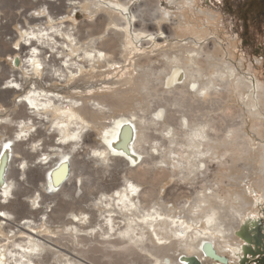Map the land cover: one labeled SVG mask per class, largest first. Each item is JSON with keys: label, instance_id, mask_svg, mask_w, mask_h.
I'll list each match as a JSON object with an SVG mask.
<instances>
[{"label": "bare ground", "instance_id": "obj_1", "mask_svg": "<svg viewBox=\"0 0 264 264\" xmlns=\"http://www.w3.org/2000/svg\"><path fill=\"white\" fill-rule=\"evenodd\" d=\"M129 1L110 0L112 10L119 14L112 19L114 27L91 38L88 43L80 41L78 27L72 23L64 25L66 20L59 22L57 17L51 15L49 4H63V7H72L76 11L83 4H87L89 10L90 6L105 2L103 0H47L48 5L43 9L46 14L38 11L33 19L45 22L48 26L32 28L29 32L23 30V35L28 36L27 45L23 44V47L31 50L27 51L21 67L33 80L28 86L26 76L17 71L19 74H11L15 76L12 80L9 74L8 80L4 77L6 81L2 85L8 91L28 88V93H25L22 101L25 108L23 119L15 121L12 117L0 114L1 134L5 136V128L11 124L15 134L0 139V153L1 150L5 152L2 153L0 164L7 163L5 174L2 178L0 176V199H4L2 202L0 200V210L3 209V215H0V264H54L49 262V253H59L58 264H96L90 256H96L97 253L109 258L110 264H118L128 258L144 263L147 256L142 252L145 251L154 256L159 264L163 260L168 264H185L182 256L191 255H196L202 262L205 258L212 261L202 250L205 241L211 242L220 255L241 257L244 245L239 235L245 233L246 225L256 224L252 216L254 212H248V204L253 201H248L243 192L222 190L223 179L216 177L214 183L206 185L191 205H179L176 215L174 209H168L164 203L155 202L150 210L146 206V198L154 191L139 190L138 187L149 181L159 184L163 178L176 173L181 175L180 179L189 177L194 181L199 174L206 179L211 174L213 164L217 168L232 169L239 166L240 161H246L245 158L255 149L251 146L253 139L249 136L250 132L244 130L247 120L245 114L251 118L249 130L252 134L261 138L263 133L264 114L260 106L264 94L262 83L252 75L239 74L237 66L216 56L214 43L200 42L199 46H194L199 41L190 38V41L178 45L174 56L165 53L167 61L163 68L164 77L156 73L151 78V66L136 63L138 73L131 76L127 72L125 79L113 81L122 87L109 93L63 95L47 87L51 82L48 83L46 79L61 80L69 89H75L80 87L79 81L84 80L89 69L99 71L102 66L108 65L104 72L112 73L121 67L127 68L122 66L125 60L114 59L119 34L131 38V30L134 29L138 33L135 42L148 43L154 40L155 35L149 31L151 24L147 23L143 10L142 13L131 10ZM167 1L177 5V23L179 15H183L179 9L193 12L197 6L196 0ZM143 2L151 10L150 16L164 15L171 19L169 10L160 11L159 0ZM200 11L205 12L203 9ZM206 13L209 14L208 11ZM46 18L49 21H43ZM194 33L198 35L199 32L195 29ZM45 46L53 49L47 59L42 54ZM19 62L16 63L18 67ZM35 75L39 78L35 79ZM89 83L92 85L93 81ZM231 86L240 104L244 106L243 109L227 103L233 91ZM133 90L157 98L153 111L156 116L148 114L151 107L149 104H146L142 112L128 111L120 114L117 122L108 123L104 127L105 144L101 147L92 144L89 134L91 125H101L102 117L106 118L117 108L126 107L131 102L128 93ZM135 101L138 102L137 99ZM173 103H177L179 109L169 108L167 104ZM176 111L180 115H176ZM151 124L160 126L170 135L171 142L175 143L174 148H169V160H166L165 148L162 152L160 161L166 165L142 166L145 160L139 149L138 137L140 132L146 135L143 128ZM119 140H122L121 144H118ZM25 141L32 145L29 146L31 152H40V155L32 161L21 157L16 165L17 144L21 145ZM87 146L91 150H87ZM164 146L165 141H160L155 148L161 151ZM259 146L262 149L259 158L263 166L254 180V186L264 191V143ZM81 149L86 151L84 160L105 161L107 167L111 165L109 161L117 159L115 156L127 159L128 163L135 166L128 169L127 173L135 179L128 175L122 188L109 194L102 193L92 203L80 206L78 213L72 214L67 226L72 233L69 240L74 244L70 251L66 244L58 243V239H65L64 234L51 232L50 217L55 206L52 208V205H46L40 192L33 201L34 207L29 211L33 213L41 209L42 214L37 219L28 217L15 222V216L8 207L11 205L14 208L21 202L11 200L9 195H12L15 186H19L21 176L15 179L11 171L16 169L24 177L32 167L44 169L42 185L46 191L49 194H61L60 204L64 208H75V203H80L84 192L78 193L77 197H70L68 192L75 187L72 186L71 174L79 164L75 156L80 154ZM144 149L150 153L145 146ZM246 164L252 166L249 161ZM50 170L51 176L46 178ZM77 189L79 192L82 190L80 186L75 187ZM46 191L44 195H47ZM262 198L264 193L259 197ZM1 225L4 228L11 226L12 229L4 231ZM41 226L49 234L38 230ZM88 234L93 235V240L86 241L85 236ZM97 234L104 237L99 240ZM153 234L157 236L156 239ZM172 235L176 238L172 239ZM171 249H177L176 257L170 253Z\"/></svg>", "mask_w": 264, "mask_h": 264}, {"label": "rangeland", "instance_id": "obj_2", "mask_svg": "<svg viewBox=\"0 0 264 264\" xmlns=\"http://www.w3.org/2000/svg\"><path fill=\"white\" fill-rule=\"evenodd\" d=\"M46 1L47 0H0V114H5L9 118L12 117V120L15 121L23 119L25 114V108L22 101L25 98V93H28V88H22L18 91H8V89L2 88V85L5 83L4 80L6 81V78L7 80L9 79V77H7L8 74L10 76L11 74L15 73L19 74L17 71H21L23 75L26 76L28 86L31 85L33 78L32 76L25 74L22 70H20L21 66H19V68L18 64H15L14 60L17 58V56H20V53L14 52L12 50L13 48L11 50L8 48L15 47L21 40V38L18 37L20 33L18 27L19 23L25 24L28 22L29 26H34L37 24L38 20H26L28 18L26 15H32V13L34 14V12L37 13L38 11L44 13L43 4ZM103 1L105 2H102L100 5L90 6L91 9L89 10L87 4H83L81 7L76 8V11H74L72 7H63V4H49V13L58 19L59 17L63 16V20H66L64 21V25L72 23L78 27L79 33H81L80 41L82 43H88L91 41V38L98 37L108 28L114 27L112 19L115 15H119L117 11L112 10L110 6V0ZM227 1L232 5L240 0ZM241 2H243V0H241ZM159 3L160 11L163 12L164 10H169L171 19H168L164 15L160 17L150 16L151 10L145 5L143 0L129 1L131 10H134L137 13H140L141 10H143L142 12L144 13H141L144 15L147 23L151 24V26H149V31L153 32L155 38L148 43H142L141 41L135 42L138 33L136 34L134 29L131 30L130 34L132 39L121 37L120 34L117 36V51L114 55V59L117 61L125 60L122 63V66H126L127 68L121 67L118 69V71H113L112 73L104 72V69L108 68V65L102 66L99 71L97 69H95V71L93 69H89L86 71L84 80L79 81L80 87L75 89H69L67 85H65V82L61 80L52 81L46 79L47 82L49 81L48 83L51 82V84L47 87H49L51 90L59 91V93L63 95H71L72 93L74 95L109 93L115 88L122 87L120 83H115L113 81L125 79V77L128 76V73H131V76H135L138 73L139 68L136 67V63L142 65L148 64L151 66V71L154 72V74L150 72L151 78L155 77L156 73H159L162 77H164L165 71L163 68L165 66V62L167 61L166 55L171 57L174 56L177 53L178 45L190 41V38H194L199 41L198 43H194V46H199L200 42H208L209 44L214 43L216 47V56L219 58H225L227 61L237 66L239 69V74L252 75L255 80H258L264 85V21H257L254 19L255 16H253V18L250 16L247 22V27L244 29L242 22L238 19V13L233 10V12L228 11L227 3L224 0H196L197 6L194 7L193 12H189L185 9L178 10L179 13L182 12L183 15H179V22L177 23V5L169 4L167 0H159ZM200 9L205 10V12L200 11ZM206 11H208L209 14H207ZM74 12H76V16L73 15ZM211 17H213V19ZM45 20L49 21V18H46L43 21ZM58 21L60 22L62 20L59 19ZM44 25L48 26V24ZM195 29L199 32L198 35L194 33ZM137 32H139V34L143 33L140 31ZM46 48L44 50L45 54L51 53V50H53L49 47ZM184 53L186 52L184 51ZM17 59L19 62V58ZM6 68H8L7 71L9 70V72L5 70ZM38 78L39 77L35 75V79ZM90 81H93L92 85H90ZM231 88L233 91L231 92L227 103L236 105L240 107V109H243L244 106L240 104V100L236 95L234 87L231 86ZM128 95L131 98V102L126 107L115 109L113 113L107 115L108 118L102 117L103 123L101 125H91L89 134L92 144L98 147H101L105 144L106 140L104 139V127L108 123L117 122L118 118L121 116L120 114H125L128 111L142 112V109H144L146 104H149L151 107L149 108L148 114L153 117L156 116V114L153 112L154 106L156 104L155 101L157 100L155 96H150L149 94L147 96L143 95L139 90L130 91ZM136 99L138 102L135 101ZM167 105L169 108L174 110L179 109L177 103ZM260 106L261 111L264 114V94L262 95ZM199 113L200 112H198V114ZM176 115H180V113L176 111ZM245 118L247 120L244 130L248 133L250 132L249 136L253 139L251 146L255 149V151H252L245 158L246 161H240L239 166L232 169H224L217 168L216 165L213 164L211 165V174L206 179H203L200 174L199 177L194 178V181L189 177L180 179L181 175L179 174L178 176L176 173L172 176L163 178L159 184L155 183V185L149 181L142 183L138 188L139 190L142 189L151 190L152 192L154 191L146 198V206L150 210L153 203H164L167 205L168 209H174L177 215V210L180 209L179 205H183L185 207L191 205L194 202L195 197L200 195L202 190H205L203 188L214 183L216 177L222 178V190L230 193L236 191L243 192L248 201H253L252 204H248V212H256L257 209L259 211L258 215L260 216V228L259 230L252 231L251 233L252 235L256 234L258 237L253 238L250 242L253 252L247 253L246 260L244 262L245 264H264V261L260 260V258H263L264 256V199H259L264 191H260L254 186V180L258 177V173L263 166L259 158L260 152L262 151L259 145L260 143H264V128L262 130V140H260L261 138L256 137L249 130L251 118L246 114ZM13 128L14 126L12 124L7 125L5 128V136H3V134L0 132V139L13 134ZM161 129L162 128H160V126L157 125L155 127V125L151 124L143 128V131L147 133L146 135L141 134V132L139 133L138 145L145 160L142 166L150 167L153 165L158 167L160 165H166V163L160 161L162 159L161 155L164 148L167 152L166 160H169L167 157V155H171L169 148H174L175 143L171 142L172 140L169 139L170 135H167V133ZM1 130L3 129L0 125V131ZM54 137L58 138L59 136ZM160 141H165V146L161 151H157L155 147L158 146ZM30 145V142L27 144L26 141L21 145L17 144L18 149H16L18 152H16V159L14 158L16 160V165L21 157L32 161L40 155V152H31V148L29 147ZM144 146L150 153L144 151ZM88 147L89 146H87L86 149L91 150L90 148L88 149ZM26 148L30 149L26 151ZM85 152L86 151H82L81 149L80 154L75 156L79 164L74 167L73 174H71L72 186H80L82 190L79 192V189L75 190L74 187V190H69L68 192L70 197H77L81 192H84L82 198L80 199V203H75V208H64L65 206L60 204L59 197L61 194H49V191H46V187L42 185L44 182V169L38 170V168L32 167L31 171H28L24 177H22V175L19 174V171L17 172L16 169L11 171V176L15 179L19 176L22 177H20L19 186H15L12 195H9L11 200H17L21 202L20 204L15 205L14 208H12L11 205L8 207V209L11 208L10 210L15 216V222L17 223L18 221H22L28 217V219H37L42 214L41 209L37 212L33 211V213L32 211H29L31 207H34L33 201L40 192L46 205H52V208L55 206L52 217H50L51 232L57 235L63 233L65 239H58V243L66 244L68 246L67 249L70 251H72L74 244L69 240L72 233L70 229L67 228V226L69 224L68 220L70 217H72V214L78 213L80 206L84 205L85 203H92L93 199L99 197L102 193L105 192L109 194L118 188H122L123 184H125L126 177L129 175L127 173L128 169L135 168V166H132V163H128L127 159H124L121 156L120 158L115 156L117 159L109 161L111 164L109 167L106 166L107 163L105 161H98L96 159L84 160ZM248 161L252 166L246 164ZM146 162H149V164H146ZM129 177L135 179L133 175H129ZM197 178L200 179L198 180ZM92 185H94V187L92 189L90 188L91 190H89L88 187H91ZM45 191L47 192V195H44ZM64 197L70 198L66 195H64ZM0 200L1 202L4 201L2 198ZM44 203L43 206H45ZM0 215H3V209L0 210ZM2 228L4 231L12 229L11 226H6L5 228L2 226ZM38 230L49 234L47 230L44 231L43 226L39 227ZM170 235L171 234L169 233V236ZM92 236L89 234L85 236L86 241L93 240ZM106 236L107 235H105V237ZM103 237L104 236L98 234L96 235V238L99 240ZM153 237L155 239L157 238L155 234H153ZM171 238L175 239L176 237L175 235H172ZM161 241H164V239H161ZM65 252L69 253L68 251ZM145 252H142L147 256L146 259H144V263L142 261L139 262L138 260L131 261L128 258L127 260H122L118 264H146L145 262H147V264H159L154 260V256ZM170 253L174 254L176 257L177 249L176 251L171 249ZM59 256V253H49V262L58 264ZM229 256L230 260L228 264L241 263L237 257H232L231 255ZM90 258L96 264H110L108 262L109 258L101 257L99 253H97L96 256H90ZM208 260L209 259L205 258L203 261L204 264H211L212 261ZM162 264L168 263L163 260Z\"/></svg>", "mask_w": 264, "mask_h": 264}, {"label": "flooded vegetation", "instance_id": "obj_3", "mask_svg": "<svg viewBox=\"0 0 264 264\" xmlns=\"http://www.w3.org/2000/svg\"><path fill=\"white\" fill-rule=\"evenodd\" d=\"M227 3V9L228 11H235L238 16V19L242 22L243 28L245 29L247 27V22L249 20V17L251 16L257 21H264V0H243V2L237 1L235 4H229L227 0H224ZM233 10V11H232ZM259 211L258 209L252 216H254L256 224L250 223L246 225L245 233L242 232L240 234V240L242 241V244L244 245L243 251L240 252L241 257L238 258L239 262H243L244 259H246V255L248 252H251V244L253 238H257L258 236L252 235V231H256L258 229L257 224L260 222V216L258 215ZM249 230H252L250 234L248 233ZM244 233V234H243ZM230 260V256H227Z\"/></svg>", "mask_w": 264, "mask_h": 264}, {"label": "water", "instance_id": "obj_4", "mask_svg": "<svg viewBox=\"0 0 264 264\" xmlns=\"http://www.w3.org/2000/svg\"><path fill=\"white\" fill-rule=\"evenodd\" d=\"M18 63V60L16 59L15 60V64ZM121 144L122 143V140H119L118 141V144ZM2 153H5L3 150H1V153H0V162H1V157H2ZM9 160V158H8ZM67 166V164H66ZM67 168V167H66ZM7 169V163L5 162L3 165L0 164V176L2 178V176L5 174V171ZM50 172H47L46 173V178H49L51 175H50ZM257 227L259 230L260 228V222L257 224ZM202 250L204 252V254H206L208 257H210L211 259L213 260H217L223 264H228L229 262V258L225 255H220L216 252L215 248L213 247V244L209 241H205L202 243ZM253 252V251H251ZM254 254V253H253ZM182 260H184L185 264H202V262L200 261V259H198V257L196 255H191V256H182ZM246 259L243 260V262H241L240 264H245V261ZM261 261H264V256L263 258H260Z\"/></svg>", "mask_w": 264, "mask_h": 264}, {"label": "built area", "instance_id": "obj_5", "mask_svg": "<svg viewBox=\"0 0 264 264\" xmlns=\"http://www.w3.org/2000/svg\"><path fill=\"white\" fill-rule=\"evenodd\" d=\"M45 5H48V2L46 1L44 4H43V9H44V7H45ZM43 12H44V10H43ZM37 13L36 12H34V14L32 13V15H30V14H28V15H26L27 17V19L26 20H28V19H31V20H34L33 19V15L35 16ZM44 14H46L45 12H44ZM30 15V16H29ZM59 19H61V20H63V18L62 17H59ZM35 21V20H34ZM37 22V21H36ZM44 24H47V23H42L41 24V22H37V24L36 25H34V26H32V25H30L29 26V24H28V22H26L25 24H23V23H19V25H18V27H19V35H18V37H20L21 38V40H20V42L15 46V47H12L13 49V51L14 52H17V53H20V56H17V58H19L20 59V62H19V65L20 66H22V60L24 59V57H26V54L28 53L27 51H29L30 52V50H28V47H26V48H24L23 47V44H26L27 45V41H26V38H28V36L27 35H23V30H27L28 32L33 28V29H37L38 27H40V28H44V27H47V26H45ZM45 51L44 50H42V54H43V56H45L46 57V59L48 58V56L51 54V53H44ZM21 70L24 72V73H26V74H28L27 73V71L24 69L23 70V67H21ZM15 78V76L14 75H11L10 76V79L12 80V79H14ZM18 101H19V99H18ZM18 101H16V102H18ZM210 258V257H209ZM211 259V258H210ZM200 261L202 262V260L200 259ZM212 263L214 264H223V263H221V262H219V261H217V260H213L212 259ZM211 263V264H212ZM202 264H203V262H202Z\"/></svg>", "mask_w": 264, "mask_h": 264}]
</instances>
